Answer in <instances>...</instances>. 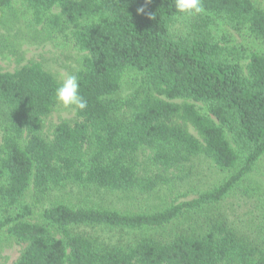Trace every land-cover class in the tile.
Segmentation results:
<instances>
[{"label": "trees", "instance_id": "1", "mask_svg": "<svg viewBox=\"0 0 264 264\" xmlns=\"http://www.w3.org/2000/svg\"><path fill=\"white\" fill-rule=\"evenodd\" d=\"M202 3L192 16L174 0H0L1 27L85 54L88 104L45 139L60 83L38 63L0 72V247L25 245L14 264H264V209L252 234L220 210L264 156V9ZM199 158L227 177L194 198H101L172 189Z\"/></svg>", "mask_w": 264, "mask_h": 264}, {"label": "rangeland", "instance_id": "2", "mask_svg": "<svg viewBox=\"0 0 264 264\" xmlns=\"http://www.w3.org/2000/svg\"><path fill=\"white\" fill-rule=\"evenodd\" d=\"M252 1L264 9V0ZM35 30L31 32L17 23H13L12 28L0 26V72H14L22 66L38 63L44 70L52 74L59 83L68 74H76L85 54L73 49L60 50L55 48L51 42L41 41V34H38L40 28ZM76 120V111L55 106L52 112L43 119L41 135L45 139H51L53 130L58 124L62 122L73 124ZM178 123L200 140V137L190 125L181 121ZM149 157L150 153L148 151L139 155L140 167L144 171L152 170L148 161ZM186 172L188 174L185 178L183 177L184 173L174 172V176L182 178L174 180L172 189L166 187L161 192L151 196L102 195L101 198L109 201H119L120 205L128 204V206L157 205L168 195L172 198L175 195L183 199L194 198L199 192L220 184L227 177L226 172L215 169L204 158L194 160ZM244 187L248 189L242 187L237 189L221 204L220 210L229 222L252 234L257 229L264 209V156L245 182ZM24 249V244L14 242L2 245L0 247V264H14Z\"/></svg>", "mask_w": 264, "mask_h": 264}, {"label": "clouds", "instance_id": "3", "mask_svg": "<svg viewBox=\"0 0 264 264\" xmlns=\"http://www.w3.org/2000/svg\"><path fill=\"white\" fill-rule=\"evenodd\" d=\"M174 6L180 14L192 16L205 14L202 0H174ZM53 101L54 105L61 109L83 111L87 108V100L79 92V76L77 74H68L63 79L55 89Z\"/></svg>", "mask_w": 264, "mask_h": 264}]
</instances>
